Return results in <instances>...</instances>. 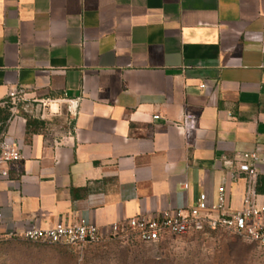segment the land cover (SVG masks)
Returning a JSON list of instances; mask_svg holds the SVG:
<instances>
[{
  "label": "crops",
  "instance_id": "obj_1",
  "mask_svg": "<svg viewBox=\"0 0 264 264\" xmlns=\"http://www.w3.org/2000/svg\"><path fill=\"white\" fill-rule=\"evenodd\" d=\"M20 89L36 105L5 131L23 159L0 184V235L108 236L216 196L238 152H257L264 177V0H0V109ZM28 117L45 124L28 134ZM246 190L228 182L233 209Z\"/></svg>",
  "mask_w": 264,
  "mask_h": 264
},
{
  "label": "built area",
  "instance_id": "obj_2",
  "mask_svg": "<svg viewBox=\"0 0 264 264\" xmlns=\"http://www.w3.org/2000/svg\"><path fill=\"white\" fill-rule=\"evenodd\" d=\"M200 88H205L201 85ZM25 90H15L9 94L8 101L16 103L23 100ZM161 116L156 115L155 120ZM182 129L188 145L195 141L198 119L187 115L177 124ZM23 159L17 143L5 135H0V184L10 178V166ZM225 178L217 189L216 196L200 193L192 205L164 210L154 215L139 214L125 222H117L105 236L99 228L88 223L73 225L58 224L56 227L41 230L32 227L19 237L28 242L84 247L98 244L112 238L136 239L144 244L157 245L170 237L187 235H208L224 231L236 235L245 241L256 243L264 248V195L257 192L259 179L258 165L261 158L257 152H238L233 159L225 157ZM245 181L247 190L240 209L229 204L227 184ZM184 189H189L185 184ZM3 212L0 210V224Z\"/></svg>",
  "mask_w": 264,
  "mask_h": 264
},
{
  "label": "rangeland",
  "instance_id": "obj_3",
  "mask_svg": "<svg viewBox=\"0 0 264 264\" xmlns=\"http://www.w3.org/2000/svg\"><path fill=\"white\" fill-rule=\"evenodd\" d=\"M35 105L24 99L8 111L13 118L18 112L30 113ZM53 122L68 123L64 118ZM0 264H264V248L224 231L170 237L157 245L114 238L84 247L0 235Z\"/></svg>",
  "mask_w": 264,
  "mask_h": 264
},
{
  "label": "trees",
  "instance_id": "obj_4",
  "mask_svg": "<svg viewBox=\"0 0 264 264\" xmlns=\"http://www.w3.org/2000/svg\"><path fill=\"white\" fill-rule=\"evenodd\" d=\"M11 119H12V116L8 110L0 109V135L6 131L8 123L10 122ZM44 124L45 122L43 121H38V120L28 117L27 118V133L28 134L32 133L33 128L36 130L40 128V126H43ZM257 192L261 195H264V177L259 178L257 181ZM125 240H133V239H125ZM44 245H50V244H44ZM55 246H61V245H55ZM64 247H70V246H64Z\"/></svg>",
  "mask_w": 264,
  "mask_h": 264
}]
</instances>
